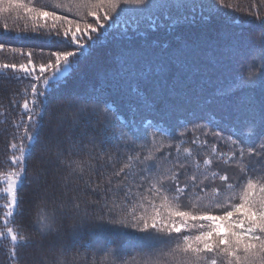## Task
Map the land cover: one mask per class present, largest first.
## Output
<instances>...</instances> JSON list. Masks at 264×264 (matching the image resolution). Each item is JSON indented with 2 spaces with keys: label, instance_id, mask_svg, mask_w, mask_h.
Masks as SVG:
<instances>
[{
  "label": "trees",
  "instance_id": "1",
  "mask_svg": "<svg viewBox=\"0 0 264 264\" xmlns=\"http://www.w3.org/2000/svg\"><path fill=\"white\" fill-rule=\"evenodd\" d=\"M0 264H264V0H0Z\"/></svg>",
  "mask_w": 264,
  "mask_h": 264
},
{
  "label": "rangeland",
  "instance_id": "2",
  "mask_svg": "<svg viewBox=\"0 0 264 264\" xmlns=\"http://www.w3.org/2000/svg\"><path fill=\"white\" fill-rule=\"evenodd\" d=\"M65 61L66 60H64L62 64H60L57 69L52 72L54 74L52 75V78L50 77V79H57V77H61L66 72L67 63ZM19 150L20 149L16 151L17 157L12 159L13 169H10L1 181V183L3 184V195L6 197V216L4 219L5 225H9V222L14 214L16 208L15 206L17 188L19 187L23 179L22 165L24 162L26 150L21 149L22 152ZM5 228V234L11 236L12 239H14L15 234L13 233V231L9 229L8 226H6ZM3 236L5 235L3 234Z\"/></svg>",
  "mask_w": 264,
  "mask_h": 264
}]
</instances>
